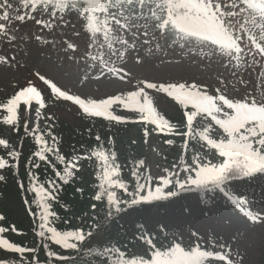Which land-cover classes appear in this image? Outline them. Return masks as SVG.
Masks as SVG:
<instances>
[{
  "label": "snow or ice",
  "instance_id": "6c2138e0",
  "mask_svg": "<svg viewBox=\"0 0 264 264\" xmlns=\"http://www.w3.org/2000/svg\"><path fill=\"white\" fill-rule=\"evenodd\" d=\"M29 24L31 28L22 32ZM32 39L63 51L68 62L82 64L84 81L108 79L112 74L130 83L132 72L125 65L131 52L137 66L172 53L179 59H161V64H174L177 72H184L186 64L204 71L217 65L246 87L243 73L251 70L256 73V83L243 96H230L228 84L232 81L226 83L222 74L216 77L214 91L187 76L163 82L141 77L130 90L93 99L61 90L37 71L35 75L49 85L56 98L78 105L84 116L117 124L141 123L145 143L150 135L147 125H153L151 132L172 137L164 140L167 145H174L175 137L181 138V154L157 178L142 174L145 161L140 159L131 171L134 183L130 186L121 178L114 146L106 147L99 134L95 140L100 143L90 153L82 155L74 149L70 158L62 154L54 125L47 123L53 117L42 111L47 108L45 97L32 81L18 87L0 101V123L16 133L22 127L23 137L31 136L37 149L27 158L26 187L19 174L23 137L18 144L0 138V148L6 153L0 155V173L11 169L19 189L35 194L24 203L39 209V224L33 231L40 244L27 247L12 242L3 234L9 230L21 233L15 225L0 226V250L18 254L11 264H41V248L45 264H244L239 250L214 233L205 241L191 230L195 239L185 244L182 236L163 224L153 232L137 223L131 240L123 243L85 245L97 231L138 207L188 195L206 207L220 204L237 210L250 225L264 227V0H0V46L16 47L17 41ZM117 61L122 62L120 66ZM19 63L15 55H0V67L15 68ZM148 90L174 101L182 110L183 123H173L158 111ZM114 106L136 118L115 114ZM93 158L97 183L89 197L96 202L90 205L92 215L83 212L78 228L58 229L54 225L61 217L54 205L65 212L71 209L61 201L63 186L79 179L81 162ZM41 162L51 164L54 178L39 180L34 169ZM0 182L6 183L7 177L0 174ZM76 192L83 198V188ZM98 203L103 205L99 212ZM5 219L0 214V221ZM88 219L92 223L86 227ZM136 240L146 246L144 252L129 250ZM0 264L9 261L0 259Z\"/></svg>",
  "mask_w": 264,
  "mask_h": 264
},
{
  "label": "rangeland",
  "instance_id": "374dc122",
  "mask_svg": "<svg viewBox=\"0 0 264 264\" xmlns=\"http://www.w3.org/2000/svg\"><path fill=\"white\" fill-rule=\"evenodd\" d=\"M30 28L31 24L22 28V32ZM29 35H31L30 32ZM5 54L9 58L15 55L20 63L15 68L0 67V99L8 98L18 87H22L24 80L28 77L33 76L39 80L35 75L37 71L46 78L51 79L61 90H68L70 94L81 95L82 98H106L108 95L118 94L121 90L132 89L131 82L129 83L128 80L120 81L112 74H108V79L102 77L100 80L89 79L84 81L82 64L78 66L68 62L63 51L41 45L34 39L29 42L17 41L16 47L0 46V55ZM141 54H143V50H141ZM133 55L134 53H129L125 65L131 69L133 77L131 81L147 77L163 82L174 80L178 76H187L215 88L217 86L216 77L218 74H222L226 83L229 80L232 81L228 84V94L230 96H243L247 91L253 90L256 83V73H252L251 70L243 73V78L248 81L246 87L232 77L227 69L217 65L204 71L194 65L186 64L184 72H177L174 64H161V59L166 61L179 59L175 54L161 55L160 59L142 66L135 65ZM121 63L117 61V66H120ZM67 108L69 109L67 113L76 111L72 104L68 103ZM166 109L168 116L179 119V115L172 108L167 106ZM42 111L48 115L45 110ZM62 111L59 112L60 116ZM114 111L115 114L120 113L136 118L134 114L128 113L121 107L114 106ZM31 119L33 121L35 119L34 110ZM40 124L43 128L45 121H40ZM0 138H7L13 144L19 142V137L11 131L9 126L3 123H0ZM147 153L148 162L156 177L163 174V168L170 167L174 162L172 159L174 157L173 150L156 138L150 141ZM256 192L258 195V189H256ZM16 195L17 193L11 190L1 201L13 217H21L23 215L21 202ZM256 207H259V204ZM158 209V207H153L147 213L134 211L124 215L120 220V224L115 222L99 232L96 235L97 241H102L109 234L133 229L136 221L146 223L153 228H158V225L162 223L165 227L178 228L182 237L189 240L195 239L191 236V230H195L198 234L204 236L205 241H207L209 233H214L217 238L222 237L223 242L230 243L234 250H239L240 254L244 256V264H264V227L250 225L238 214L237 210L220 204H216L211 208L205 207L199 204L193 196L187 197L185 201L165 202L163 212ZM218 242L221 241L218 239Z\"/></svg>",
  "mask_w": 264,
  "mask_h": 264
},
{
  "label": "trees",
  "instance_id": "16d2710c",
  "mask_svg": "<svg viewBox=\"0 0 264 264\" xmlns=\"http://www.w3.org/2000/svg\"><path fill=\"white\" fill-rule=\"evenodd\" d=\"M38 89L43 92L42 94L45 97V101L47 104V112L49 115L53 117V120L48 121V124L54 125L53 131L59 137L60 143L59 148L60 152L67 157H71L73 154V150L75 149L78 154H85V152H89L97 147L100 142L95 140V135L99 134L102 138L106 147L114 146V149L117 153V162L121 166V178L131 184L134 183L133 178L131 177V171L135 168L136 163L143 159L145 161V138L143 135V125L141 123H120L109 122L104 120L103 118H88L82 114V112H68L69 109L61 103H55V100H60L51 95L48 91L43 89L40 85H37ZM178 111L182 112L179 106L173 101ZM63 106V107H58ZM60 110L61 116L59 114ZM173 122V119H171ZM150 129V135H158L161 139L165 140L166 137L164 134H158L156 132H151V129L154 127L153 125H147ZM91 129V132H89ZM15 134L20 137V141L23 137V128L19 133ZM111 138V139H109ZM147 138V140H148ZM176 143L175 147L178 148V154H181V149L179 144L181 142L180 137L174 138ZM134 142V143H133ZM23 148H22V156L20 159V168L19 174L20 178L23 179L25 186L28 185V180L26 177V168L27 158L31 155L33 151L37 149L33 139L31 136L23 137L22 139ZM83 146V147H82ZM0 155H5V150L0 148ZM177 156V158L179 157ZM176 158V159H177ZM50 159L55 162L54 157H50ZM82 170L77 173L79 179L75 182L70 183L68 185L63 186V192L61 194V201L65 204L71 205V209L68 212H65L63 208L59 205H54L55 211L61 217L60 221H58L54 226L58 229H75L80 227L81 221L78 217L85 211L89 213V216L92 215L90 205L92 203H96L91 200L89 197L94 194L96 190L93 186L97 183L95 180V171H96V161L95 158L92 160H84L81 162ZM57 167H61L57 165ZM37 173L39 180L41 182L45 181L49 178H54V172L51 167V164L47 162H41V167L39 169H34ZM7 177V182H0V214L5 216V221H0V226L9 227L11 225H15L16 229L19 233L13 232L11 230L5 232L3 236L12 242L21 244L27 247H39L40 241L39 238L34 234L33 229L37 227L39 224V209L36 208L35 204H25V198L31 200L34 197V193L21 191L17 185V177L13 175V171L11 169H4L2 173ZM143 175L150 174V168L145 163V168L142 170ZM154 178V177H153ZM155 183V179H154ZM83 188V198H81V194L76 192V188ZM15 191L17 193L16 197L21 202V208L23 211V215L21 217L15 216L6 210V208L2 205V199L4 196L10 191ZM186 197V196H185ZM184 198V197H183ZM145 206V205H144ZM140 209H146L145 207ZM103 208L102 204H97V211L99 212ZM33 211L36 212V215H33ZM67 219L68 223L65 224L64 220ZM92 221L90 219L87 220V224L90 226ZM149 231L157 232L151 229ZM169 230V229H168ZM136 232V230H135ZM134 232V233H135ZM97 233V232H96ZM95 233V234H96ZM134 233L127 234L125 236L118 235L108 237L104 243L102 244H94L93 239L94 236L87 242L86 247L90 245H104L109 241H119L123 243L126 239L131 240ZM159 234V233H158ZM180 236V235H179ZM185 244L191 243L190 241L184 240ZM145 245L142 244L139 240H136L134 243L129 245V250L131 252L142 253L145 251ZM53 250L59 251V248L55 245H52ZM18 254L7 252L4 250H0V259H7L9 264L11 261L17 257ZM39 259L41 264H45V252L41 248L39 251ZM79 264V261H78Z\"/></svg>",
  "mask_w": 264,
  "mask_h": 264
}]
</instances>
